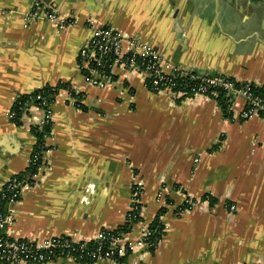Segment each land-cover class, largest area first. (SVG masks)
<instances>
[{
  "label": "crops",
  "instance_id": "0c3cea01",
  "mask_svg": "<svg viewBox=\"0 0 264 264\" xmlns=\"http://www.w3.org/2000/svg\"><path fill=\"white\" fill-rule=\"evenodd\" d=\"M53 1L61 26L26 24L30 0H0V189L27 167L31 128L43 116L31 104L19 122L10 120L15 99L58 83L79 91L62 87L54 96L45 167L13 204L9 236L94 237L123 223L138 183L143 219L164 209V232L154 251L137 248L126 264L263 261L264 115L240 119L238 101L224 117L215 97L154 92L136 71L117 69L107 86L90 85L77 52L92 25H110L152 43L167 63L225 74L264 93V0ZM185 198L192 205L177 212Z\"/></svg>",
  "mask_w": 264,
  "mask_h": 264
},
{
  "label": "built area",
  "instance_id": "2783aa9c",
  "mask_svg": "<svg viewBox=\"0 0 264 264\" xmlns=\"http://www.w3.org/2000/svg\"><path fill=\"white\" fill-rule=\"evenodd\" d=\"M35 19H45L59 26L63 24L53 0H30L29 9L23 15V20L28 24ZM77 66L84 81L90 85L107 86L114 80L117 69L136 71L143 74L151 91H171L180 96L200 94L213 97L221 91L224 94L227 111L231 115L238 101L242 102L238 112L240 119L254 114L264 115V96L256 93L250 82L238 81L221 73H197L190 68L167 63L155 45L134 35H127L110 25L91 26L89 37L78 49ZM66 89L71 95L79 94L71 85ZM37 98L40 99L37 107L43 111L42 120L37 126L51 124L52 101L43 99L41 95H37ZM6 116L13 121L16 112L10 107ZM49 135L50 133H42L32 148L27 167L32 169L38 162L35 171L31 173L27 171L20 179L12 175L0 189L1 197L5 195L4 189L9 193L7 208L4 212L0 211V264H43L63 257L76 260L71 255L74 250L78 251V257L92 261L107 259L115 264H126V260L122 258L127 257L135 249L143 248L150 252L149 247L152 243L149 238L155 233H159L161 238L164 225L161 215L156 220V217L150 221L143 219V206L140 201L142 185L138 183L131 186V197L122 223H127L125 230H119V227L100 229L94 237L89 238L96 241L93 249L86 248L85 243L89 239H74L67 234L42 239L9 236L8 229L15 219L13 204L20 198L23 187L35 183L37 172L45 167V153L51 148L47 142ZM184 202L190 206L193 203L189 198H185ZM181 211L179 206L177 212ZM137 224L140 225L138 236L135 239L128 238ZM155 225L160 226V229ZM72 240H81L82 243L74 245ZM251 264H264V260Z\"/></svg>",
  "mask_w": 264,
  "mask_h": 264
},
{
  "label": "trees",
  "instance_id": "16d2710c",
  "mask_svg": "<svg viewBox=\"0 0 264 264\" xmlns=\"http://www.w3.org/2000/svg\"><path fill=\"white\" fill-rule=\"evenodd\" d=\"M192 71L199 73V71H197L195 69H192ZM205 74H210V73H205ZM146 84H147V82H146ZM250 84H251V86L253 87V90L256 93L264 96V93H263L261 88L256 87L253 83H250ZM147 86H148V84H147ZM62 87L68 88V87H70V84L58 83V84L52 85V86L51 85H45L43 87L35 89L34 91L30 92L29 94L19 95L15 99L14 103L11 106V108H13V110L16 112V117H15V119L13 121H15V122H19L20 121L21 114L23 113V111L26 109L27 106H29L31 104L37 106V104L40 101V99L37 98V95H41L43 99H47L48 101H50V100L53 101L54 94L56 93L57 89L58 88H62ZM72 95L77 96L74 93H72ZM215 98L217 100V103H218L219 107L222 110L223 116L224 117H231V113H229L227 111L226 105L224 103V94H223V92L220 91L216 95ZM261 115H263V114H261ZM40 129H41V131H40ZM50 129H51V124L50 123L43 124L40 127L37 126V125H34L31 128V130H32L33 135L35 136V141H38L41 138L42 133H44V132L45 133H50V131H51ZM37 164H38V162L36 163L35 166L32 167V169H30L29 167H26L23 171L15 174V175L17 176V178L20 179V177H22V175L25 174L27 171H28V173L34 172L35 169H36ZM3 192L5 193V195L3 197H1V194H0V211L1 212H4L6 210V208L8 206V200H9V193H7V191H5V189L3 190ZM189 207H190V204L189 203H185V202L182 205H180V208H181L182 211L185 210V209H188ZM163 212H164V209H160L159 213L157 214V216L155 218V220L158 219V217ZM126 224L127 223H124V224H121V225H119L117 227H119L118 228L119 230H125ZM156 228L160 229V226H156ZM113 233H116V231H113ZM149 239H150V241L152 243V245L149 247V250H150V252H152V251H154L155 246H156L158 240L160 239V234L159 233H155ZM80 243H82L81 240H74L73 241L74 245H77V244H80ZM85 245H86L87 249H93L96 246V241L93 240V239H89L85 243ZM64 252H66V251H64ZM71 255L73 257H75V259L77 261H80L83 264H92L93 262H95V261H92V260H90L88 258H85V257H82V258L78 257V251H75V250L71 252ZM122 259L126 260V257H123Z\"/></svg>",
  "mask_w": 264,
  "mask_h": 264
}]
</instances>
